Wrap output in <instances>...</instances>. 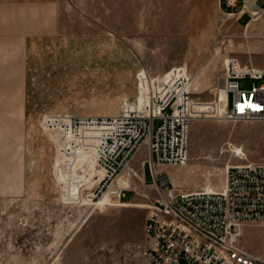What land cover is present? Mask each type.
<instances>
[{
  "label": "rangeland",
  "instance_id": "rangeland-1",
  "mask_svg": "<svg viewBox=\"0 0 264 264\" xmlns=\"http://www.w3.org/2000/svg\"><path fill=\"white\" fill-rule=\"evenodd\" d=\"M16 1L0 0V264H147L148 151L122 173L120 203L105 199L117 186L94 200L104 169L93 146L62 141V124L142 105L148 79L174 68L189 74L194 110L187 162L158 167L173 186L218 191L230 167L264 162V122L219 115L227 61L264 68V12L237 21L220 0ZM86 126L82 135H97ZM247 225L238 246L264 258V224Z\"/></svg>",
  "mask_w": 264,
  "mask_h": 264
},
{
  "label": "built area",
  "instance_id": "built-area-1",
  "mask_svg": "<svg viewBox=\"0 0 264 264\" xmlns=\"http://www.w3.org/2000/svg\"><path fill=\"white\" fill-rule=\"evenodd\" d=\"M258 3L220 0V8L227 18L251 20L264 12ZM223 4L230 11L223 10ZM245 79L252 81L249 89L241 87ZM222 80L228 103L224 115L218 111L220 117L230 122H264V68L230 58ZM190 86L183 67L148 79L142 105L134 98L116 116L64 121L62 141L82 149L94 147V160L104 169L102 176H93L94 200L118 185L140 150L148 151L142 165L151 171L156 197L144 226L147 264H264V259L238 246L244 225L264 224V162L230 167L225 186L218 191L177 189L158 170L188 160L194 110ZM84 125L97 135H82ZM128 190L121 189L119 203Z\"/></svg>",
  "mask_w": 264,
  "mask_h": 264
},
{
  "label": "crops",
  "instance_id": "crops-1",
  "mask_svg": "<svg viewBox=\"0 0 264 264\" xmlns=\"http://www.w3.org/2000/svg\"><path fill=\"white\" fill-rule=\"evenodd\" d=\"M10 2H11V4L12 3H14V4H17L18 3V1H16V0H10ZM22 3V6H23V1L21 2ZM38 4V3H37ZM58 3H56V2H54L53 3V6H54V10H53V12H56V11H58V9L56 8V7H58ZM228 11H230V9H228ZM235 11V10H234ZM54 23V22H53ZM56 25L55 24H52V25H50V26H48V27H55ZM46 27V26H45ZM58 27V26H57ZM254 67H256L257 68V66H255L254 65ZM144 176H145V174H144ZM146 178V177H145ZM253 228L252 227H250V226H248L247 224L246 225H244L243 226V228H242V237H247L248 235H251V234H253ZM243 250V249H242ZM245 252H247L248 254H250V255H252V256H254V257H257V258H260V259H264V258H262V257H260V256H258V254L257 253H254L253 251H246V250H244Z\"/></svg>",
  "mask_w": 264,
  "mask_h": 264
},
{
  "label": "bare ground",
  "instance_id": "bare-ground-1",
  "mask_svg": "<svg viewBox=\"0 0 264 264\" xmlns=\"http://www.w3.org/2000/svg\"><path fill=\"white\" fill-rule=\"evenodd\" d=\"M228 103V102H227ZM221 104V103H220ZM238 149V148H237ZM239 150V149H238ZM127 185H129V183L126 181V180H123V179H121V180H119V183H118V185H117V189H114L112 192H109V193H107V195L105 196V199L106 200H108L109 202H112L113 201V199L114 198H117L118 197V195H119V193H120V191H121V189H124V188H128L127 187ZM116 188V187H115ZM130 188V187H129ZM113 189V188H112ZM207 190H212V191H215L214 189H210V188H208ZM85 198H87L86 196H85ZM107 201V202H108ZM150 208V207H149ZM242 236V233H241V235H240V237ZM12 256V255H11Z\"/></svg>",
  "mask_w": 264,
  "mask_h": 264
}]
</instances>
